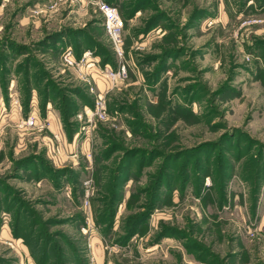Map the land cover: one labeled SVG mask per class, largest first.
I'll use <instances>...</instances> for the list:
<instances>
[{"label":"rangeland","instance_id":"rangeland-1","mask_svg":"<svg viewBox=\"0 0 264 264\" xmlns=\"http://www.w3.org/2000/svg\"><path fill=\"white\" fill-rule=\"evenodd\" d=\"M0 264H264V0H0Z\"/></svg>","mask_w":264,"mask_h":264},{"label":"built area","instance_id":"built-area-1","mask_svg":"<svg viewBox=\"0 0 264 264\" xmlns=\"http://www.w3.org/2000/svg\"><path fill=\"white\" fill-rule=\"evenodd\" d=\"M97 8L102 15L103 25L107 36L110 39L112 48L116 56L119 58V65L115 71H112L109 67L105 66L99 72H96L98 77H101L107 81H113L117 77H120L126 72L127 63L123 60L122 56V19L117 11V8L107 2L99 1L97 3ZM61 62L64 66H73L75 63L74 58L71 54L70 49H66L62 52ZM95 113L98 117H104V107L101 100V95L98 96V99L95 102ZM36 122V115L29 114L20 121V124L25 127L34 125Z\"/></svg>","mask_w":264,"mask_h":264}]
</instances>
